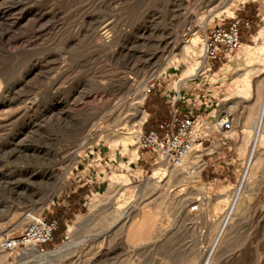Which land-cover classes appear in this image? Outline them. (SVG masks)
<instances>
[{
	"label": "rangeland",
	"instance_id": "obj_1",
	"mask_svg": "<svg viewBox=\"0 0 264 264\" xmlns=\"http://www.w3.org/2000/svg\"><path fill=\"white\" fill-rule=\"evenodd\" d=\"M232 19L241 45L210 69L203 36ZM261 45L264 0H0V264H37L2 241L44 217L60 227L34 250L72 245L46 264H264ZM173 98L233 122L205 143L204 167L192 153L186 182L139 148ZM144 214L154 227L131 228Z\"/></svg>",
	"mask_w": 264,
	"mask_h": 264
},
{
	"label": "built area",
	"instance_id": "obj_2",
	"mask_svg": "<svg viewBox=\"0 0 264 264\" xmlns=\"http://www.w3.org/2000/svg\"><path fill=\"white\" fill-rule=\"evenodd\" d=\"M223 22L224 20L203 36L206 50L202 59L210 65V69L212 63L226 61L228 56L241 45V21L232 19L228 24ZM245 27L249 28V23H246ZM152 87L148 88V92ZM177 102L178 100L173 98L172 118L169 122L160 123L156 130L141 133L139 148L155 165L171 164L173 167L182 168L185 159L194 152L199 143L203 148L205 143L211 142L214 134H220L226 139L225 134L232 130L233 122L228 116L207 121L204 116H195L192 112L182 111L177 106ZM211 144L212 142L210 146ZM191 171L194 172L193 169ZM59 227L57 218H39L26 227L19 238L4 237L3 249L8 254L31 246L40 250L43 246L54 242Z\"/></svg>",
	"mask_w": 264,
	"mask_h": 264
},
{
	"label": "bare ground",
	"instance_id": "obj_3",
	"mask_svg": "<svg viewBox=\"0 0 264 264\" xmlns=\"http://www.w3.org/2000/svg\"><path fill=\"white\" fill-rule=\"evenodd\" d=\"M38 13V12H37ZM34 15V14H33ZM20 16V15H19ZM30 16V15H29ZM29 16H24V17H22L23 19L22 20H25V19H27ZM46 16V15H45ZM19 18V17H18ZM21 18V17H20ZM13 20V19H12ZM14 20H15V18H14ZM21 20V21H22ZM28 20V19H27ZM21 21L20 20H17V21H14L13 22V25H16V24H18L19 22L21 23ZM30 21V20H29ZM34 21V20H33ZM12 22V21H11ZM19 23V24H20ZM11 26H12V24H10ZM10 26V27H11ZM12 28V27H11ZM106 28V27H105ZM10 30V29H9ZM106 34V33H105ZM108 39V38H107ZM108 43H110L109 41H108ZM102 46H107L106 44H104V45H102ZM107 48V47H106ZM263 49H264V45H261L259 48H257L255 51H263ZM205 50H206V46H205ZM205 50H204V53H205ZM186 51H187V53H188V55H189V57L191 58V59H194L195 58V56H196V53H197V42H193L192 44H190V45H187V48H186ZM253 53H255V52H253ZM249 78L250 77H245V84H246V86H243L242 88H248L249 86ZM248 83V84H247ZM147 92H148V89L146 90ZM145 93V92H144ZM241 94H243V93H241ZM245 95L244 96H247L246 95V93H244ZM260 117H259V119H258V122L255 124V126L257 127V125L259 124V128H260V131H258L259 133H258V139H257V143L259 142V141H261V137H262V135H263V133H264V98H263V102H262V107H261V111H260ZM96 125V124H95ZM94 126V125H93ZM253 128H254V126H253ZM125 135V134H124ZM126 137V136H125ZM120 138V137H119ZM124 139V138H123ZM112 142H114V141H112ZM200 146H202L200 143L196 146V148H195V150L194 151H196L197 150V147H200ZM192 155V154H191ZM190 155V156H191ZM190 156H188L186 159H185V164L187 163V165L188 164H190L191 163V160H189V157ZM198 157H200V154H199V156ZM254 158H255V156L253 157V160H254ZM188 159V160H187ZM185 164H184V166L182 167V168H176V167H174V169H172L171 170V177H172V179H173V177H175V178H177V179H179L180 180V182H182V181H188V178H187V174H185V170L183 169L184 167H186L185 166ZM168 165H170V166H172L171 164H168ZM251 166H252V163H251V165L249 166V169H248V172H247V175H246V178H247V176H250L251 174H252V172L250 171V168H251ZM170 168V167H169ZM172 168H173V166H172ZM192 173H194V172H190V173H188L189 175L190 174H192ZM169 175V174H168ZM245 178V179H246ZM191 180V179H190ZM245 181V180H244ZM244 181H243V183H244ZM240 193V192H239ZM239 193H238V195H239ZM240 196V195H239ZM237 197V196H236ZM159 198V197H158ZM236 199V198H235ZM237 199H238V197H237ZM157 200V199H156ZM174 200V199H173ZM172 200V201H173ZM186 200V199H185ZM168 201H169V199H168ZM184 201V200H183ZM239 201V200H238ZM157 202V201H156ZM167 203V202H166ZM165 203V204H166ZM236 202H235V204L232 206V208H231V213L233 212V210H234V208L236 207ZM148 205V204H147ZM156 205V204H155ZM146 206V205H145ZM136 207V206H135ZM138 209H140V208H138ZM143 210V209H142ZM195 210H199V206L197 205V206H195V207H193L192 208V211H195ZM132 211H133V209H132ZM131 211V212H132ZM150 211V210H149ZM130 211L128 212V214L129 213H131ZM134 212V211H133ZM134 214H137V213H134ZM133 214V215H134ZM140 214V213H139ZM132 215V216H133ZM151 215H153V214H151ZM149 216V215H147V214H144V215H140L141 217H140V220H139V222L137 223V222H135V223H133V225H132V227L131 228H136V226L137 225H139L140 227H144L145 225H148V226H150L151 228L152 227H154V222L155 221H153V217L152 216ZM229 215V214H228ZM231 216V215H230ZM130 217V216H129ZM135 218L136 219H138L136 216H135ZM123 219V218H122ZM125 219V218H124ZM131 219V218H130ZM225 221V224H224V226H223V228H222V233H221V238L223 237V235H224V233H225V230H226V227H227V224H228V222H229V220H230V218H226V219H224ZM126 221V220H125ZM128 222H129V220H127ZM134 221H137V220H134ZM121 222V221H120ZM126 223V222H125ZM130 224V223H129ZM125 225V224H124ZM128 226V225H127ZM146 228V227H145ZM125 229V228H124ZM127 230H128V228H126ZM145 230V229H144ZM152 230V229H151ZM154 232V231H153ZM146 233V232H145ZM146 235V234H145ZM145 235H143V236H145ZM142 236V237H143ZM149 238H150V236H149ZM148 238V239H149ZM71 247H72V245L70 244V245H68V246H65V247H61V248H58V249H56L55 251H52V252H50V253H48L47 255H42V253L39 255V252H37V251H40V250H37L35 247H33V246H31V247H29L28 249H27V251H29V249H33V250H31L27 255L30 257V258H34L35 260H37L36 262H37V264H46L47 262H48V259L49 258H51V257H62V256H65V253L67 254V252L68 251H71ZM2 248H3V246H2ZM34 249H36L37 251H35ZM72 250H74V248L72 249ZM26 251V252H27ZM25 252V253H26ZM24 253V254H25ZM69 254V253H68ZM67 256V255H66ZM77 256H79V255H77ZM130 256V255H129ZM213 256V255H212ZM212 256L209 258V260L206 262V264H212ZM102 257H103V255H102ZM28 258V257H27ZM92 258H94V257H92ZM108 258V257H107ZM106 258V259H107ZM112 258V257H111ZM95 260V259H94ZM102 260H105V259H102ZM108 260V259H107ZM128 260V259H127ZM93 261V260H92ZM52 262V261H51ZM94 262V261H93ZM98 262V261H97ZM106 262V261H105ZM131 262V261H130ZM129 264V263H128ZM133 264V263H132Z\"/></svg>",
	"mask_w": 264,
	"mask_h": 264
},
{
	"label": "crops",
	"instance_id": "obj_4",
	"mask_svg": "<svg viewBox=\"0 0 264 264\" xmlns=\"http://www.w3.org/2000/svg\"><path fill=\"white\" fill-rule=\"evenodd\" d=\"M231 68V65H228V66H226V67H224V68H222L221 69V73H224L225 71H228V69H230ZM239 87L240 86H238V89H239ZM182 92V90L180 89V90H178V94H179V96H181V93ZM240 93V92H239ZM155 95H157V93H155ZM166 103L167 104H169V106H168V114L167 115H165L163 118H160V119H155L154 121H152L151 123H148V120H146L145 122H144V124H146V123H148V126H147V131H149V130H156L157 128H158V125L160 124V123H162V122H165V121H167V122H169L170 120H171V118H172V104H173V101H166ZM150 107H152V108H154V105H152V106H150ZM213 115H215V114H209V115H207V119H211L212 117H213ZM147 119V118H146ZM201 147V149H197L196 150V152H199V153H201V156H202V162H203V167H204V165H205V161H204V159H203V153L206 151H208V150H204L203 148H202V146H200ZM219 157H220V154L218 155ZM218 156L217 157H214V159H215V161L213 162V163H211L209 166H210V168H212L213 167V164H216L217 162V158H218ZM208 166V164H206V167ZM215 166V165H214ZM203 167L200 169V173H201V170L203 169ZM206 167H205V169H206ZM204 169V170H205ZM214 170H216V169H214ZM25 258V256H23V259ZM22 259V260H23Z\"/></svg>",
	"mask_w": 264,
	"mask_h": 264
}]
</instances>
